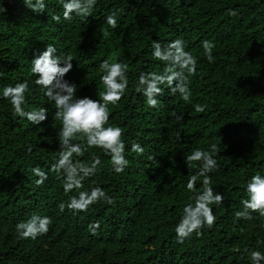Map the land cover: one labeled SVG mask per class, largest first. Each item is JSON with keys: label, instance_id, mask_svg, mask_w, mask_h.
<instances>
[{"label": "trees", "instance_id": "trees-1", "mask_svg": "<svg viewBox=\"0 0 264 264\" xmlns=\"http://www.w3.org/2000/svg\"><path fill=\"white\" fill-rule=\"evenodd\" d=\"M45 3L46 11L37 14L24 0H0V93L27 81L25 110L48 109L45 121L32 124L15 116L0 96V264H250V251L264 252V217L252 213V219L238 220L235 213L247 198V181L264 175V0H97L91 16L73 14L71 21L63 18L58 0ZM112 12L118 13L115 29L106 23ZM53 15L61 17L59 23ZM178 38L198 58L197 75L190 77L192 102L162 86L160 106L150 108L136 92L138 77L164 70L152 57L153 41L163 45ZM205 39L215 44L213 62L204 56ZM49 43L54 55L73 57L65 79L78 86L80 97L100 98L104 60L129 65L127 92L110 105L109 121L124 129L128 166L116 174L100 149L80 157L88 164L100 159L82 190L100 186L115 205L100 203L79 214L58 208L77 193H65L51 171L61 123L31 73L32 59ZM196 103L206 110L196 112ZM133 143L144 148L143 155L131 151ZM212 144L219 147L213 153L218 167L209 175L224 202L213 206L214 227L181 244L174 228L184 207L194 204L196 193L186 185L198 170L185 159L195 148L210 151ZM35 167L47 174L40 186ZM33 215L51 217V230L35 241L20 239L16 225ZM97 222L93 234L89 225Z\"/></svg>", "mask_w": 264, "mask_h": 264}, {"label": "clouds", "instance_id": "clouds-1", "mask_svg": "<svg viewBox=\"0 0 264 264\" xmlns=\"http://www.w3.org/2000/svg\"><path fill=\"white\" fill-rule=\"evenodd\" d=\"M63 7V18L71 21L73 14L77 17L87 18L92 15L97 0H58ZM25 5L36 12L43 14L47 9L45 0H24ZM7 11V9H5ZM228 14L235 16L237 12L229 9ZM118 13L112 12L106 17V23L112 29L118 27ZM52 19L60 22L59 15H53ZM204 56L209 62H213V49L215 44L207 39L201 42ZM152 57L162 62L165 67L162 73L141 72L136 85V92L142 93L145 103L150 108H158L161 101L157 99L164 95V87L170 89L172 95L179 94V98L185 103L192 102L191 79L197 75L198 58L190 51L185 50V42L182 39H174L166 44L159 41L152 43ZM56 48L49 43L42 53L36 55L31 61V73L39 78L35 84L45 89V96L55 105L54 119L59 120L61 127L58 131L60 150L57 152V160L51 166V171L63 182L65 193L76 192L67 202H61L58 208L61 213L66 209L73 214L88 212L94 205L105 203L115 205V199L102 187L93 186L89 190L84 189V181L97 174L99 157H95L91 164L83 162L82 157L89 149H100L110 156L112 170L116 174L123 173L128 166L126 159V143L124 129L120 126L110 125L111 106L117 105L124 97L129 86V65L122 62H110L104 60L99 68L102 71L101 82L105 90L100 93L99 99L89 96L77 95L78 86L65 79V76L73 69V57L71 55H54ZM30 93L27 81L18 82L15 86L3 87V99L8 100L15 116L27 118L32 124H39L47 119L48 109L45 107L33 111H26L28 94ZM198 113H203L206 106L196 103L193 105ZM177 121L183 120V114L172 113ZM83 141L80 142V138ZM31 151V148H29ZM131 151L143 155L144 148L138 143H133ZM219 152L216 144L210 146V151L195 148L186 156L185 163L191 167L198 165L195 175L187 181V190L196 193L193 197L194 204H187L174 231L178 243L183 244L193 234L202 236L205 228L211 229L216 223L213 206H219L224 202L222 193H217L212 187V177L209 175L218 167L213 153ZM40 179L36 180L40 186L47 179V174L39 167L32 169ZM202 178V179H201ZM202 184V190L197 192V183ZM247 198L241 201L242 210L235 213L236 218L249 220L252 213L264 217V175H253L246 183ZM53 220L49 216L33 215L26 221L16 225L20 239L33 241L47 235L51 230ZM99 222L90 224L93 234L99 228ZM260 243H264L261 241ZM247 252L248 249H245ZM250 264H264V252L252 250L249 252Z\"/></svg>", "mask_w": 264, "mask_h": 264}]
</instances>
